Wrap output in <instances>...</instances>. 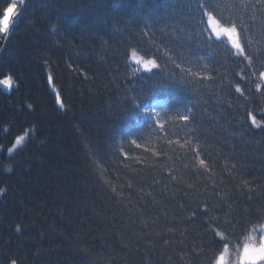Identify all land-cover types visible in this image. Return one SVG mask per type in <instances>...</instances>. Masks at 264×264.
I'll return each instance as SVG.
<instances>
[{
	"label": "trees",
	"instance_id": "trees-1",
	"mask_svg": "<svg viewBox=\"0 0 264 264\" xmlns=\"http://www.w3.org/2000/svg\"><path fill=\"white\" fill-rule=\"evenodd\" d=\"M10 2L20 5L0 0V19ZM232 2L224 0L222 15L243 16L252 25L248 51L264 57V16L243 7L255 0H235L238 8ZM185 3L24 0L10 37L0 34V70L20 78L0 92V187L6 189L0 194V264H207L222 244L205 249L214 238L201 226L208 222L199 211L204 202L211 206L207 215L222 223L235 217L227 264H238L246 243H258L247 239L257 233L246 224L248 205L235 185L264 181V131L239 119L246 106L260 121L264 99L254 84L240 82V66L225 54L226 45L193 40L192 64L182 67L196 77L168 61L173 53L165 55L166 47H175L170 41L200 31L199 12H186ZM146 59L160 67L143 71ZM256 68L264 70L259 62ZM172 72L178 79L169 82ZM205 74L212 79L201 82ZM237 82L255 104L235 93ZM153 100L159 116H145L137 104ZM185 105L194 115L187 125L180 119L189 114ZM19 136L25 139L12 161L6 149ZM197 146L214 172H195ZM233 163L243 168L229 175ZM193 211L197 217L189 222Z\"/></svg>",
	"mask_w": 264,
	"mask_h": 264
},
{
	"label": "snow or ice",
	"instance_id": "snow-or-ice-1",
	"mask_svg": "<svg viewBox=\"0 0 264 264\" xmlns=\"http://www.w3.org/2000/svg\"><path fill=\"white\" fill-rule=\"evenodd\" d=\"M21 4H23V0H21ZM227 7L228 5L224 3V0H195V4H193L191 0H186V3L184 4L186 12L189 9L199 12L196 26L199 27L200 31L196 33L195 28H193V35L189 39L184 41H170L175 47H166L165 55H167L168 52H172L173 55H168V61L175 65L177 69H181L185 75L196 77L198 74L193 72L191 67H182V65L185 64H192L190 57L194 55L192 51L193 40L202 38L203 43L209 46L212 44L226 45L225 54L232 57L234 62L240 66V72L236 73V75L239 76L240 82L247 80L248 83L254 84L255 92L264 99V70H257L256 68L257 62L260 63L261 68H264V57L259 55L254 56L248 51L250 41L248 40L247 33L252 30V25L246 22L243 16H223L222 12ZM231 7L238 8L239 5L233 0ZM243 7L254 8L261 16H264V0H255V3H245ZM21 11V5L11 2L7 3L2 9L0 34L4 35L5 40L10 37L11 30L15 27V22L19 18ZM189 15H191V13H189ZM252 19H255V15H253ZM261 27L264 29V24H262ZM157 51H159V49H157ZM131 57L137 64L141 63L137 58L135 49L131 51ZM159 67L160 65L157 63L156 59H146L143 61V71L145 72L152 73L154 69H158ZM139 70L140 69H137V71ZM249 71L251 72L250 76L248 75ZM252 77H256V80H252ZM48 79L49 83H51L52 77L49 76ZM176 79H178V74L176 72L169 74V82ZM200 79L201 82H203L204 79H212V77L205 74ZM19 82L20 78L14 71L9 70L8 72H4L3 70H0V92L12 90L13 86L17 85ZM240 82L231 85L234 87L235 93L239 94V97H243L249 103L255 104L256 101H254L252 97L245 96V90L241 87ZM160 83H164V80H161ZM56 102L59 104L60 108L65 107L60 98L59 92H56ZM229 106L231 107V104H229ZM32 107V104L27 105V108L29 109ZM137 107L139 108L141 105L137 104ZM185 108L189 114L180 116V119L187 125L194 121V115H191L193 112L191 107L185 105ZM143 113L148 117L153 116V114L159 116V112L147 107L143 108ZM261 117L262 119L258 121L256 114H254V110H248L245 106V114L239 117V119L245 123H250L255 129L264 131V112L261 113ZM160 127L163 128V125H160ZM24 139V136H19L10 147H7V156L10 160L15 161V156L19 154L18 149ZM131 143L136 145L137 148L141 146L135 139H133ZM177 143H179V141H177ZM186 143H191V141H187ZM203 151L204 149L202 147L197 146L193 152V160L198 164V167L194 165L193 168L197 174L214 172L212 166L204 158L202 154ZM3 155L4 145L0 144V163L3 162ZM12 167L13 165L11 163L5 165V168L9 171H11ZM184 167L187 168L188 165H185ZM242 168L243 165H240L238 168L237 163H233L231 169L228 170L229 175H231L234 170L241 171ZM200 169H203V173H200ZM169 176L172 180L177 179V177L171 172L169 173ZM157 183H159V181H157ZM221 183H223V181H221ZM235 188L240 189L239 197L243 198V203L248 205V207L244 209V212L248 217L246 224L252 225V231L257 233L256 237H248L247 239H256L258 241L255 245L248 243L244 245L243 253L239 257L238 264H264V181L256 184L254 180L242 179L241 183L235 185ZM213 191L215 193V189ZM5 192L6 189L0 187V194ZM215 194L218 195V193ZM185 195H187V193H185ZM233 196H235V193H233ZM258 200L262 203L258 209L253 211V207ZM233 202L239 207L241 200L236 198ZM218 206L219 205H217V207ZM210 210L211 206L208 202H204L203 207L199 209L201 216L206 217L208 221L207 223L202 222L201 225L205 230V235L211 233L214 238L208 245H205V249H211L213 243H215L222 244V251H220L219 255L213 251L212 258H208L207 264H227L225 261V255L229 250L228 230L232 228L234 223H236L235 217H233L231 221H225L222 223L218 218L207 215ZM196 217L197 212L193 211L188 217V221L192 222ZM221 228H223V231ZM15 231L21 232L22 225L17 224ZM164 243H168V241L165 240ZM200 254L207 258V251H202ZM10 264H18V261L12 259Z\"/></svg>",
	"mask_w": 264,
	"mask_h": 264
},
{
	"label": "clouds",
	"instance_id": "clouds-1",
	"mask_svg": "<svg viewBox=\"0 0 264 264\" xmlns=\"http://www.w3.org/2000/svg\"><path fill=\"white\" fill-rule=\"evenodd\" d=\"M20 5L22 7V6H24V3L21 4V1H20ZM157 105H158V102L153 100V101H149V102H145V103L141 104V107L139 109L142 113H143V108H145V107L157 110Z\"/></svg>",
	"mask_w": 264,
	"mask_h": 264
},
{
	"label": "water",
	"instance_id": "water-1",
	"mask_svg": "<svg viewBox=\"0 0 264 264\" xmlns=\"http://www.w3.org/2000/svg\"><path fill=\"white\" fill-rule=\"evenodd\" d=\"M21 1V0H20ZM23 3H24V0H23Z\"/></svg>",
	"mask_w": 264,
	"mask_h": 264
}]
</instances>
